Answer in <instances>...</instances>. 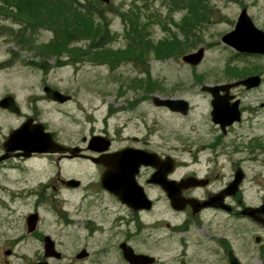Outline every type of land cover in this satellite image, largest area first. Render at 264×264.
<instances>
[{"label": "rangeland", "instance_id": "obj_1", "mask_svg": "<svg viewBox=\"0 0 264 264\" xmlns=\"http://www.w3.org/2000/svg\"><path fill=\"white\" fill-rule=\"evenodd\" d=\"M81 1L104 17L101 32L106 29L109 37L104 49L113 53L114 58L105 64H98L93 52L84 55L87 41L55 50L49 30L39 29L26 14H19L13 4L16 0H0V98L5 94L15 97L22 113L28 117L37 115L66 146L79 144L80 138L92 128L107 130L115 137L123 133L139 137L151 134L153 144L159 148H175L169 154L179 161L188 162L189 156L183 150L194 147L191 157L198 162L191 160L190 166L201 167L206 153L197 152L214 144V133L210 130L209 96L199 88L234 75L246 76L264 70V58L235 57V52L221 42V37L233 30L243 8L254 25L264 31V0H198L200 3L190 6L195 5L199 11L191 13L189 8L170 9L152 0H109L108 4ZM124 14L130 19L122 18ZM132 20L140 31L138 36L127 34ZM97 24L94 22L90 29L100 33ZM100 37L101 34L94 35L91 41H99ZM187 39L192 44L183 53L168 48L174 41L183 46ZM146 43L149 48H142ZM39 46H43L40 54L36 50ZM73 47L78 49L75 53L70 52ZM130 47L137 48V54L132 51L131 58L122 59L120 55ZM198 48H203L204 54L197 66L181 62L182 55ZM43 86L69 95L71 100L63 105L49 103L42 92ZM153 97L181 98L190 105L188 114L179 116L157 108L152 104ZM259 97H264V85ZM21 122L22 118L0 111V139ZM222 142L235 145L230 134ZM81 163L63 161V178L87 182L93 177L92 169ZM83 194L86 193L82 190L62 191L67 212L56 219L72 231L84 221L92 223L96 230L102 229L103 233L94 235L93 247L86 250L92 255L85 264H122L117 245L124 235H133L135 229L138 236L131 246L156 257L157 264H228L229 249L240 264H262L259 259L264 258L263 252L258 253L253 241L254 227L247 221L212 211L195 217L174 214L160 200L153 212L140 218L142 228L138 232L131 216L117 211L106 201L97 203L91 197L92 206L77 212V201ZM261 195L258 187L247 184L244 198L249 204L250 200L257 204ZM114 219L119 223L116 221L112 227ZM156 220H159L158 230L152 223ZM185 227L190 233L182 232ZM13 252L9 264H26L33 250ZM77 252L78 249L72 248L63 250V262ZM3 260L5 256L0 251V264H5Z\"/></svg>", "mask_w": 264, "mask_h": 264}, {"label": "flooded vegetation", "instance_id": "obj_2", "mask_svg": "<svg viewBox=\"0 0 264 264\" xmlns=\"http://www.w3.org/2000/svg\"><path fill=\"white\" fill-rule=\"evenodd\" d=\"M239 55L264 58L262 55ZM263 71L253 72L246 76L234 75L226 81H219L215 84L226 86L249 76L260 78V84L257 87L247 89L240 84L218 92V97L223 102V109L235 104L237 119L224 126L220 122L213 123L210 119L214 144H208L198 150L197 153H206L202 166L198 168L190 166L191 160H193L192 163L198 162L195 157H191L194 147L190 146L183 150L189 156L188 162L179 161L169 154L176 150L175 148L168 146L159 148L153 144L151 134H147V137L146 135L139 137L123 133L115 137L107 130L92 128L87 135L80 138L79 144L66 146L59 140L56 133L44 124L45 132L51 134L55 143L67 148L78 149L73 155L59 151L28 155H25L21 150L5 152L3 143L7 136H2L0 139V251H3L5 256L3 263H10L8 258L13 255V251L16 249L33 250L29 255L30 260L26 264H85L90 259L92 254L86 250L93 247L94 235L103 233L102 229L96 230L92 223L84 221L80 227L72 231L68 230V225H62L61 221L56 219L57 215L67 212L64 209L65 203L62 202V191L72 190H82L86 193L81 195L77 201L79 204L76 207L77 212L87 211L92 206L89 202L91 197L97 203L106 201L111 203L112 208L131 216L138 232L142 228L139 222L140 218L153 212L160 200L165 202L169 211L174 214L185 213L187 216L195 217L207 211L225 213L233 218L247 221L251 227H254L252 229L255 232L253 241L258 247V253L262 251L264 256V207H262L264 201V97H259V90L264 85ZM204 94L209 96L206 92ZM7 95L5 94L1 98ZM48 102L58 104L49 100ZM18 107L20 108L19 105ZM0 111L6 115L22 118L21 124L28 118L32 119V123H40L37 115L28 117L22 112L19 115H14L5 109H0ZM175 115L179 114L175 113ZM229 134L235 139V145L222 142L223 138ZM124 150L156 154L157 156L154 165L138 167L134 175L136 185L141 188L146 198L151 202L148 210H133L121 203L103 186L102 179L107 170L105 161L110 160L114 162L111 165L117 167V160L114 159V156ZM63 161H81V164L92 169L93 177L87 179V182L76 178H63ZM220 170H224L225 173H220ZM119 173L125 176L127 170L125 171L123 168ZM152 178L153 180H151ZM187 178L199 179L200 185L187 187V185L177 186L172 183H179ZM68 179L75 180L77 185L75 187L67 186ZM234 181H237L234 194L227 195L223 199L224 203L230 207L229 211L206 208L197 214H192L189 206H185L181 212L170 208L168 185L173 186V190L176 188L177 194L183 198H196L205 201L211 194H220L227 190ZM247 184L250 187H258V191L262 193L257 204L252 203L251 200V204H249L245 200L244 193L247 192ZM119 191H127V187L120 185ZM247 210L255 211L256 218L248 216ZM116 221L119 223L118 219H114L112 227L115 226ZM158 222L159 220L152 222L157 230L159 229ZM165 225L170 228L169 224L165 223ZM180 231L182 230L177 232ZM189 231L188 227H185L182 232L186 234L190 233ZM133 232V235H124L117 245L122 264H128V262L122 257V252L119 249L120 244H126L135 254L148 255V253L136 250L131 246L134 238L138 236L136 229ZM216 246L218 250V240ZM70 248L78 249L79 252L66 258L64 263L65 254L62 251ZM154 259V264H157L158 259L156 257ZM259 260L264 264V258Z\"/></svg>", "mask_w": 264, "mask_h": 264}, {"label": "water", "instance_id": "obj_3", "mask_svg": "<svg viewBox=\"0 0 264 264\" xmlns=\"http://www.w3.org/2000/svg\"><path fill=\"white\" fill-rule=\"evenodd\" d=\"M100 1L106 4L109 2V0ZM221 41L240 53L264 55V33L254 28L244 9L238 16L234 30L225 34L221 38ZM202 56L203 49H198L195 53L184 55L181 60L186 64L195 66L200 62ZM240 84L244 85L247 89H250L256 87L259 84V79L258 77H248L242 81L226 86H203L201 88V91L208 92L212 97L210 104L212 106L211 117L214 123L220 122V124L224 126L225 124H230L233 120L237 119L235 104L232 107L223 109V102L221 99H219L218 92L220 90L224 91L230 87H235ZM43 92L48 100L54 102L64 103L70 99V96L64 95L48 86L43 87ZM152 102L155 106L167 107L173 112H179L183 115L187 113L188 103L181 99L173 100L154 97ZM0 108L7 109L8 111L15 114H19V109L16 106L12 96L3 98L0 101ZM3 148L5 152L21 150L25 155L33 152L46 153L55 151L62 153L69 152L70 154H74L77 151L76 149L64 148L54 143L52 141L51 135L44 132V126L42 124H32V119L26 120V122H24L19 128L11 131L3 143ZM152 157L153 156L145 155V153L142 152L128 150L118 152L114 156V159L117 160V167L111 165L114 162L110 160L105 161L107 170L102 179L104 183L103 186L118 196V198L123 203L133 206L135 210L148 209L150 202L144 197L140 189H137V186H135L133 175L135 174L137 167L141 164L146 165L151 164V162L154 163ZM123 168H125V171L127 170V174L125 176L122 173H119ZM66 185L69 187H75L77 182L75 180H68ZM120 185H126L128 188L133 187L137 191L135 194H132L130 191H125L122 193L119 191ZM236 185L237 181H234L230 187L219 196V200L211 197L208 201L202 203L194 199L181 198L176 192L177 189L175 188L173 190L170 185H168L167 191L170 205L174 210H183L185 205L189 204L192 207L193 212L196 213L205 207H214L228 210V207L222 205V197L227 194H234ZM189 186H194V184ZM262 207H264V201ZM246 214H248V216L253 219L256 218V212L253 210H247ZM120 248L122 250L123 257L128 261L129 264L153 263L152 258L144 255H135L130 248L124 246L123 244L120 245ZM227 255L229 264H239L238 260L234 257L231 251H229Z\"/></svg>", "mask_w": 264, "mask_h": 264}, {"label": "trees", "instance_id": "obj_4", "mask_svg": "<svg viewBox=\"0 0 264 264\" xmlns=\"http://www.w3.org/2000/svg\"><path fill=\"white\" fill-rule=\"evenodd\" d=\"M98 3L100 4L99 0ZM148 2L150 0H143ZM153 2L160 1L163 6L167 8H184L190 10V13L199 11V9L191 4L200 3L198 0H152ZM14 4L15 9L19 14H26L28 20L34 21L33 24L39 26V29L49 30L53 38L50 43L54 44L55 50H61L68 46L75 45L82 41H87L86 53L84 55L90 56V52H93V57L98 64H105L107 61H111L114 58L111 56L113 53L107 52L104 49V44L109 41L108 33L106 29L101 32L100 23L103 22L104 17L93 8V6L87 5L81 0H16ZM122 18L130 19L127 14L121 15ZM27 18V17H26ZM96 20V21H94ZM94 22H98L100 33L93 32L90 27ZM124 22V21H123ZM126 23V22H124ZM88 28H86L87 26ZM188 25V24H187ZM86 28V29H85ZM83 29V30H82ZM79 30V32H77ZM85 33H82L84 32ZM79 33V37L77 35ZM91 33H94L91 35ZM140 31L137 30L135 20L129 22L127 34L138 36ZM101 34L99 41H91V37ZM188 37V36H187ZM191 40L187 39L186 43L182 46L174 43L168 48L173 51L183 53L184 50L190 49ZM171 43V42H170ZM142 48H149V44L146 43ZM43 46H39L36 50L38 54L42 51ZM78 49L73 47L70 52L75 53ZM137 54V48L130 47L127 51L123 52L120 57L131 58V54ZM135 56V55H134ZM137 57V56H135Z\"/></svg>", "mask_w": 264, "mask_h": 264}]
</instances>
